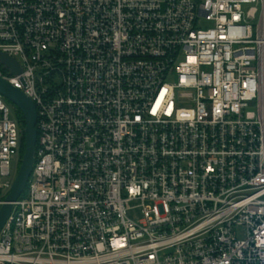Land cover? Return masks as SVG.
I'll list each match as a JSON object with an SVG mask.
<instances>
[{"label":"built area","instance_id":"1","mask_svg":"<svg viewBox=\"0 0 264 264\" xmlns=\"http://www.w3.org/2000/svg\"><path fill=\"white\" fill-rule=\"evenodd\" d=\"M0 52L38 133L0 264H264V0H0ZM22 142L0 94V210Z\"/></svg>","mask_w":264,"mask_h":264},{"label":"water","instance_id":"2","mask_svg":"<svg viewBox=\"0 0 264 264\" xmlns=\"http://www.w3.org/2000/svg\"><path fill=\"white\" fill-rule=\"evenodd\" d=\"M0 62L11 69L13 75L21 73V69L15 59L0 52ZM0 94L11 104L17 107L24 115L26 126L22 131L24 136V153L17 176L11 190L6 197L5 204L0 210V232L6 223L13 203L25 192L30 175L35 163V152L37 144V110L36 105L23 91L15 88L9 81L0 76Z\"/></svg>","mask_w":264,"mask_h":264},{"label":"trees","instance_id":"3","mask_svg":"<svg viewBox=\"0 0 264 264\" xmlns=\"http://www.w3.org/2000/svg\"><path fill=\"white\" fill-rule=\"evenodd\" d=\"M11 105H12V109H13V115L17 119V121L20 125V128L23 131L25 126H26L25 117H24L23 113L17 107H15L13 104H11ZM24 148H25V145H24V136H23V142H22V148H21V155L22 156L24 153Z\"/></svg>","mask_w":264,"mask_h":264},{"label":"rangeland","instance_id":"4","mask_svg":"<svg viewBox=\"0 0 264 264\" xmlns=\"http://www.w3.org/2000/svg\"><path fill=\"white\" fill-rule=\"evenodd\" d=\"M202 26L203 27H207L208 24L206 22H202ZM131 206L133 207L132 210L129 211V216L133 219H140L141 217V212H140V209L137 207L138 206V203L137 202H132L131 203ZM236 230H243V229H236ZM242 232V231H241ZM243 236V235H242Z\"/></svg>","mask_w":264,"mask_h":264}]
</instances>
